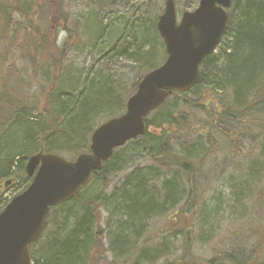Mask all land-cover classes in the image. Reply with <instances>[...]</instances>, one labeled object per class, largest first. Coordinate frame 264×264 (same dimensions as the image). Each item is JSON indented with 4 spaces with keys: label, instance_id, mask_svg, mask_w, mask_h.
<instances>
[{
    "label": "trees",
    "instance_id": "trees-1",
    "mask_svg": "<svg viewBox=\"0 0 264 264\" xmlns=\"http://www.w3.org/2000/svg\"><path fill=\"white\" fill-rule=\"evenodd\" d=\"M198 1L190 0V4ZM44 2L0 0V178L14 169L11 180L20 183L17 194L32 181L26 174L30 156L51 152L74 159L89 151L97 127L93 124H101L109 107L116 114L125 109L139 83L124 87L105 78V73L95 74L89 83L65 79L64 60L72 39L80 36L79 24L68 28L67 18L57 9L53 18L63 20L61 32L67 38L62 43L59 36L51 38L44 19L50 15L49 6ZM143 15H136L129 24L126 31H131V38L113 21L104 25L96 17L86 19L80 31L94 48L106 45L113 56L130 61L134 72L146 73L165 60L166 52L157 30L158 18L144 22ZM90 20L96 22L99 34L86 28ZM120 36L129 40L118 46ZM218 51L201 63V77L193 89L171 94L147 119L146 134L115 150L94 174L91 183L99 180L105 189L117 181L110 193L82 197L90 183L74 199L50 210L44 235L31 249L34 264H129L134 259V264H154L167 253L163 248L153 251L145 236L154 220L169 216L173 218L161 231L162 247L167 244L166 234L179 237L182 261L192 262L190 220L200 219L206 209L199 202L201 171L209 164L213 175L218 154L227 156L217 137L225 141L227 153L239 157L244 156L247 143L259 145L264 136V0H232L228 32ZM17 60L27 64L33 83L23 78ZM41 79L49 80L47 87L46 83L38 85L39 91L29 98L26 92ZM37 118L48 119L49 124ZM81 139L89 141L86 149L70 148ZM147 159L148 164H143ZM260 164L253 161L248 172L253 175ZM245 182L237 194L239 200L248 196ZM105 212L107 229L102 226ZM54 213L62 215L51 226ZM170 222L175 226L168 230ZM204 225L200 238L210 242L212 234H207ZM231 244L209 264H256L253 251L246 252L239 242ZM108 252L113 255L111 262Z\"/></svg>",
    "mask_w": 264,
    "mask_h": 264
},
{
    "label": "rangeland",
    "instance_id": "rangeland-1",
    "mask_svg": "<svg viewBox=\"0 0 264 264\" xmlns=\"http://www.w3.org/2000/svg\"><path fill=\"white\" fill-rule=\"evenodd\" d=\"M175 2L180 21L182 14L186 11L191 12L194 10L199 1L195 5L190 4V0H175ZM60 3L62 4L59 8ZM165 3L166 0H46L44 4L49 6L50 9L47 8V10L50 15L49 17H44V19L45 22H49L51 38L59 36L61 43L67 38L66 34L61 32L64 24L63 20L61 18H53V13L57 9L61 10L63 16L67 18L66 23L68 28L72 29L74 24H79V30L77 31L80 33V36L78 35L79 39H72V48L68 51L64 60L66 70L65 79L71 77V79H75L78 82L89 83L92 82L95 74L103 75L105 73V78H111L115 83L118 84L119 82L124 87H133L147 72H134L132 69L133 64L130 61L119 56H113L110 47L106 45H101V47L96 45L97 47L94 48V46L90 45L88 38L85 36V32L80 31V26H83V22L90 17L103 20L104 25H108L110 21H113L115 27L117 26V28L123 29L128 37L131 38V31L128 32L126 30H129V24L135 19L136 15H142L143 13L144 22H153L155 18L159 19L162 15ZM129 7L130 9L128 10ZM122 24H125V26H122ZM86 28L93 31L95 35L99 34L94 20L87 22ZM128 40L120 36L116 42L120 46L122 44L124 45ZM216 53H219V51ZM164 57L166 60L167 55L165 54ZM16 63L17 69L23 75V78L26 79V82L33 83L34 78L27 64L18 60ZM100 79L104 78L100 77ZM35 83L32 89L26 92L29 94V98H33L37 91H39L38 85L46 83L44 85L47 87L49 80L41 79ZM46 89L48 90V88ZM55 101L53 100V103ZM124 111L125 109L122 108L116 114L115 110L109 107L104 113L105 116L101 124L122 115ZM37 120H45L49 124L48 119L37 118ZM98 125L96 123L93 124L95 127ZM217 139L220 141L221 149L227 156L218 154V161L213 168V175L210 176L209 174V164L201 171L203 178L200 186H198V192H200L201 197L199 202L201 207L204 206L206 209L200 219L199 217H194L192 222L190 220L191 231L189 235L192 242V262H188L189 260L182 261L181 247L183 243L181 238L176 236L170 238L169 234H166V238L168 239L166 241L167 244L164 246L165 248L162 247L161 231L173 218L169 216L154 220L145 236V241L153 251L154 248L158 250L163 248L167 253L165 258L155 261L154 264H209V261L213 257L231 248V243L237 245V242L243 244L246 252H254V257L257 259L256 264H264V136L260 137L259 145L247 143L244 147V156L239 157H232L231 153H227L225 141L218 137ZM88 142L86 139H81L76 143V146L70 145V148L78 147L79 149H86ZM61 156L65 159H70L69 156ZM253 161L261 162V164L256 166L255 172L251 175L247 168ZM143 164H148V159ZM14 173L15 170L12 169L10 174L0 178V209L17 194L20 186L17 179L4 189V183L10 179H14ZM206 177L210 179L207 182L205 181ZM243 182L246 183L243 185V188L248 196L247 198L244 197L243 200H239L237 194L240 193ZM114 183L116 184L117 181ZM114 183L110 188L105 189L99 180L93 181L83 191L81 196L88 199L99 197L104 192L108 194L112 191ZM251 190L253 191L250 193ZM60 215L62 214L54 213L52 215L54 217H51L49 220L51 226L55 223L54 218L56 216L60 217ZM103 216L104 222L102 226L107 229L108 214L105 212ZM206 222L208 224L204 225ZM201 225L205 226L207 234H212L210 242H203L201 240ZM168 226V230H170L175 224L174 222H170ZM209 229L212 230V233ZM260 240L263 241L262 246ZM104 246L108 249L107 239L104 241ZM106 258L109 262L114 260L111 252L107 253ZM134 261L135 259L130 261L129 264H134Z\"/></svg>",
    "mask_w": 264,
    "mask_h": 264
},
{
    "label": "water",
    "instance_id": "water-1",
    "mask_svg": "<svg viewBox=\"0 0 264 264\" xmlns=\"http://www.w3.org/2000/svg\"><path fill=\"white\" fill-rule=\"evenodd\" d=\"M231 6L232 0H200L195 11L184 12L178 21L175 0H166L157 30L167 58L140 80L125 112L97 127L89 151L74 160L55 153L28 159L31 184L0 213V264H33L31 248L43 237L51 208L74 199L116 149L144 136L147 118L171 94L187 93L199 83L201 63L216 52L228 32Z\"/></svg>",
    "mask_w": 264,
    "mask_h": 264
},
{
    "label": "bare ground",
    "instance_id": "bare-ground-1",
    "mask_svg": "<svg viewBox=\"0 0 264 264\" xmlns=\"http://www.w3.org/2000/svg\"><path fill=\"white\" fill-rule=\"evenodd\" d=\"M37 154H39V153H37ZM34 155H36V154H34ZM33 156V155H32ZM31 157V156H30Z\"/></svg>",
    "mask_w": 264,
    "mask_h": 264
}]
</instances>
